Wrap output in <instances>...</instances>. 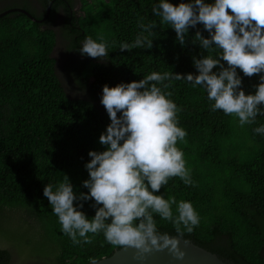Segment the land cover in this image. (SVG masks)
I'll return each instance as SVG.
<instances>
[{"label": "trees", "instance_id": "trees-1", "mask_svg": "<svg viewBox=\"0 0 264 264\" xmlns=\"http://www.w3.org/2000/svg\"><path fill=\"white\" fill-rule=\"evenodd\" d=\"M6 1L36 18L48 5L49 12L42 21L16 11L0 17V264L99 260L121 246L109 244L103 232L89 234L91 243L73 244L43 188L50 184L55 191L67 176L77 194L88 191L82 186L89 179L88 153L105 150L99 137L110 123L100 102L105 84L138 81L153 72L195 73L193 57L217 58L219 49L200 48L195 32L208 36L202 25L190 29L181 46L170 25L153 15L159 0H109L97 8L77 0V11L76 0ZM57 18L56 30L48 25ZM153 21L151 49L120 50L143 32L141 22ZM88 37L107 45L106 61L80 54ZM59 38L71 56L63 65L64 79L81 96L69 94L60 79L54 56ZM239 75L245 93L254 94L259 77ZM166 83L171 86L164 91L172 93L179 126L187 133L177 147L192 183L173 177L156 195L195 208L200 223L191 233L181 225L185 240L230 264H264V133L255 132L264 126V115L241 126L235 115L212 110L203 86L186 80ZM92 203L84 202L82 209L89 219L95 214ZM154 219L160 233L177 235L171 221L155 214Z\"/></svg>", "mask_w": 264, "mask_h": 264}, {"label": "clouds", "instance_id": "clouds-1", "mask_svg": "<svg viewBox=\"0 0 264 264\" xmlns=\"http://www.w3.org/2000/svg\"><path fill=\"white\" fill-rule=\"evenodd\" d=\"M153 15L170 25L181 46L189 30L202 25L208 36L197 30L195 39L205 51L219 49L218 57H193L195 73L153 72L138 81L113 87L105 84L100 102L110 123L99 137L105 150L88 153L91 159L85 168L89 179L82 185L88 191L77 194L65 176L55 191L52 185H45L43 195L58 217L61 231L73 244L91 243L89 234L103 232L109 244L135 249L137 259L167 250L182 261L185 252L181 242H189L181 225L191 233L200 218L190 202L177 203L174 198L156 195L173 177L192 183L184 154L177 147L187 133L179 126L180 109L169 99L172 93L164 91L171 86L166 81L186 80L203 86L213 102L212 110L235 115L241 126L264 115V0H181L178 4L159 0ZM139 26L143 32L134 43L121 44L122 52L153 47L154 40L149 37L154 35L156 22H141ZM80 54L101 61L109 55L107 45L91 37L85 39ZM239 73L259 77L254 94L245 93ZM255 132L264 133V126ZM87 201H93L95 214L91 219L82 210ZM154 214L171 221L177 235L160 233ZM92 264H96L94 259Z\"/></svg>", "mask_w": 264, "mask_h": 264}, {"label": "water", "instance_id": "water-1", "mask_svg": "<svg viewBox=\"0 0 264 264\" xmlns=\"http://www.w3.org/2000/svg\"><path fill=\"white\" fill-rule=\"evenodd\" d=\"M14 11L21 12L32 20L42 21L48 15L49 5L42 18H36L29 13V11L18 6L9 7L0 11V17ZM188 242V245H184L183 242H181L180 245L185 252V257L182 261L175 260L167 250L155 252L141 260L137 259V252L135 249L121 246L114 250L109 256L102 257L95 262L96 264H230L219 258L215 253H212L193 242ZM84 264H92V261Z\"/></svg>", "mask_w": 264, "mask_h": 264}, {"label": "rangeland", "instance_id": "rangeland-1", "mask_svg": "<svg viewBox=\"0 0 264 264\" xmlns=\"http://www.w3.org/2000/svg\"><path fill=\"white\" fill-rule=\"evenodd\" d=\"M80 1L83 2L84 0H80ZM108 1L109 0H100V2H99V0H88V2L90 4H92V6L94 8H97L100 3H105V2H108ZM11 3L12 2L6 1V0L4 2H0V11L6 9L8 7H12V5H10ZM103 5H105V4H103ZM3 6H4V8H3ZM73 8H74V11H77L79 9V2L77 0L75 1V4H74ZM56 21H57V23H52V24H49L48 26H50V27H52V28H54V29L57 30L59 19L57 18ZM57 43L58 44H57V46L55 48L54 56L57 59V64H58L57 71H58V73L60 75V79L62 80V82L65 85V88L69 92V94L75 95V96H77V95H80L81 96V94L75 93V91L72 88H70V87L67 86L66 80L64 79L63 65L67 61H70L71 56L70 55H67V53L64 52V47H63V44H62V41H61L60 38H59V40H58Z\"/></svg>", "mask_w": 264, "mask_h": 264}]
</instances>
